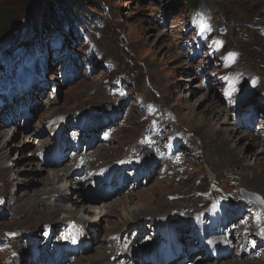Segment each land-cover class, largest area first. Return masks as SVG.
Wrapping results in <instances>:
<instances>
[{
  "label": "rangeland",
  "instance_id": "obj_1",
  "mask_svg": "<svg viewBox=\"0 0 264 264\" xmlns=\"http://www.w3.org/2000/svg\"><path fill=\"white\" fill-rule=\"evenodd\" d=\"M6 1L10 13L16 16L24 15L32 3V0H0V6ZM74 1L71 0V7L78 6L89 16L82 26L85 36L74 38L68 50L63 49L57 57L53 44L43 43L39 55L31 49L26 58L31 66L14 64L15 56L11 55L13 67L11 73H5L12 81V74L15 75V90L37 84L42 78H45V88L32 93L39 105L30 108L34 117L27 125L0 128L3 131L0 154L7 155L6 159L0 157V198H7L10 204L0 208L3 213L0 215V241L6 237V232H21L22 242L29 232L41 236L43 224L61 223L56 222L63 218L65 209L62 208L68 203L74 205V210L76 206L78 209L82 205L92 206L93 212L89 213L92 216L94 211H100L102 203L145 192L150 194L152 203L133 197L128 211L121 212L117 207L105 214L95 227L98 237L93 238L96 240L94 249L71 264H84L97 257L102 252V244L103 250L109 245L112 247L108 245L107 225L118 219L117 214L129 215L140 207L153 211L163 208L165 202L169 214L184 209L175 214L185 225L191 216L203 214L196 207L203 205L205 200L208 204L204 207H246L245 211L237 210L228 216L227 221L229 228L233 221L241 222L242 227L235 234L244 239L246 246L230 259L199 264H264V243H258L260 238L255 237L260 233L256 228L257 220L264 215L239 194V187H244L264 200V181H259L257 172L261 168L252 167L256 157L264 156V152L254 155L264 146V100L253 90L254 84L247 80L248 76L258 79L262 86L256 91L264 90V0H192L215 8L219 14L217 19L228 26L229 44L240 52V63L235 68L233 64L224 65L216 55L208 54L205 46L200 50L196 47L193 29H189L188 0H78L75 4ZM4 14L0 11V34L11 25ZM22 24V29H33L30 23ZM33 42L39 52L41 44ZM29 43L31 41L28 46ZM4 68L10 69L6 60L1 59L0 71ZM122 77L126 79L122 82L123 88L118 90L117 82ZM188 105L197 112L196 117L188 113ZM209 107L213 112L208 111ZM218 109H223L219 118ZM91 113L93 115H89ZM171 115L173 119L169 120ZM203 115L213 118L215 124L204 123ZM155 121L160 124L161 131L144 146L139 138L148 142L142 135L146 131V136L150 137L157 131ZM82 123V130H74L73 127ZM98 123L97 131L90 127ZM68 126L72 127L71 135L76 137L84 154L78 157L85 156V163L91 165L101 154V159L108 164L105 167H109L134 156L132 159L138 170L133 176L144 174L136 179L141 183L139 188L129 193L123 190L103 201L86 195L89 194L87 186L82 202H78L79 192L69 197L43 195L49 188L46 182L49 173L69 167L78 157L64 167L46 165L38 159V146L47 141L45 146L51 144L56 131ZM218 126L230 131L233 128L236 136L244 138L238 144L226 142L223 132L213 130ZM86 128L89 135L84 134ZM177 132L185 136L182 143ZM42 139L44 142L39 144ZM172 141L175 145L179 142L177 149ZM148 151L155 155L148 158ZM240 151H251L253 155L238 160ZM122 155L124 157H120ZM146 155L150 167H144L141 160V156ZM63 185L64 182L57 184ZM53 209L56 210L52 212ZM161 216L169 217L164 212ZM225 223L224 218L219 221L220 229ZM125 235L126 232L118 239ZM236 238L235 245L241 241ZM4 247L6 250L0 248V264L17 263L12 252ZM254 247L255 251L244 254V250ZM108 251H104L107 256ZM197 259L194 256L190 261Z\"/></svg>",
  "mask_w": 264,
  "mask_h": 264
},
{
  "label": "bare ground",
  "instance_id": "obj_2",
  "mask_svg": "<svg viewBox=\"0 0 264 264\" xmlns=\"http://www.w3.org/2000/svg\"><path fill=\"white\" fill-rule=\"evenodd\" d=\"M187 107L189 109V111H188L189 114L193 113V116L194 117H196L198 115L197 112H193L192 111L193 109L191 108L190 105H188ZM208 109H211V108L209 107ZM208 111L213 112V109L208 110ZM218 111L219 112H218L217 116L219 118L221 116L222 112H223V109H218ZM202 120L204 121V123L205 122L206 123H210V122L212 123V124L210 123L209 125L215 124V123L212 122L213 121V118H211L209 116H206V115H203ZM225 122H226V120L223 121L224 124H225ZM16 128H18V125L16 126ZM213 130H215V132H223L224 133V136L223 137H224V139H225L226 142L233 141V142H235V143L238 144L239 141L244 138V136H242V137L236 136L235 135L236 131L233 128L230 131V130H227L226 127L225 128H221V127L218 126V127L214 128ZM2 133H3V131H0V135ZM251 139L254 142L256 140L253 136H251ZM42 140L43 141L41 143H39V144H42L44 142V139H42ZM47 142L43 143L41 146H38V147L39 148L45 147V144ZM254 144H256V143H254ZM236 146H238V145H236ZM263 147H259L255 151L254 155H256V154L259 155V154L263 153L264 152V148ZM147 155H148V158H149V157H151V155H155V153H153V151H148ZM147 155H146V157L145 156H141V160L143 162V165H145V166H148L149 165V159L147 158ZM252 155L253 154H252L251 151L250 152H246V153L243 152V151H240L239 154H238V160L239 159L246 160L247 158H251ZM6 156H7L6 153H1L0 154V157H4L5 158ZM128 162H129V159L127 161H125V162L120 163V164H112L109 167H105L104 175L107 176V177L111 176L114 172H116V171H118L119 169L122 168V164H128ZM10 165H12V164H10ZM10 165H8L7 167H9ZM252 167H254V169H256V170H257V167H258V169H259V167L261 168V170H258L257 172H258V175L260 177L259 181H261V183H263V181H264V156H258V157H256V160H255V162H254V164H253ZM69 169H70V167H65V168H62L60 170H56L54 172H51V174L49 173L48 177L46 178V182L47 181L49 182L48 183V186H47L49 188L45 189L44 190L45 193H42V194L43 195H48V196L60 194L59 196L62 197L63 194H65V196H68L69 194L72 195V194H74L76 192H79V193L82 194V197H80L78 199V202L84 201L83 198H85V197H84L83 194L86 192V189H85V186H84V183L85 182L82 183L83 181L81 182V180H74L73 179V174L72 175H69L68 173H66ZM8 170H9V168H7V171ZM59 182H64L65 185H63V186H57V184ZM97 183H96V185H97ZM74 189H77L78 191H74ZM133 197H136L138 199V201H149L151 203L153 202V200L150 198V194L144 192L142 194H138L137 196H128L126 198H121V199H118V200L113 201V202H110V203H102V205H100L101 207L99 208L100 211L99 212H95L94 211V215L92 214V216L89 214V213L93 212V207L92 206L82 205L83 207H81V209H78V207L76 206V208L74 210V207H72L74 205H70L68 203L67 205H65L62 208V209H65V214L63 215V218L62 219L60 218L56 223L61 222L59 224H64V222L66 221L65 219L70 218L72 216H78V218H74V219H71L70 218L68 220L78 221V223H79L80 226L84 225V226L87 227V229L94 228L93 230H94V232H96L97 229H95V227L98 226L99 225V222H101L103 220V216L105 214H108V212H112L111 210H113V209H115L117 207L119 209H121V212H122V210L124 212L125 211H128V208H129L128 204H129L130 201H133L134 200ZM162 204H163V208H157V210L155 209L153 211L152 210H149L148 208L140 207L138 209L133 210L129 215H127V214H124L123 215L122 213L121 214H117L118 219L115 220V221H112V225H110L111 222L109 223V225H107V232L109 233L108 236L111 239L109 241L108 245L109 244H112V247L109 248L107 246L106 247V250H103L104 249V246L102 244L101 245L102 252H100V254H98L97 257H93L91 259H88L87 261L84 262V264H114V262L111 261L114 256H117V260H120L121 261V259L123 257V256H119L121 254V252L117 254V252H118L117 251L118 250V244H117L118 236L121 235V234H123L124 232H126V235H127V232L131 231V228L132 227H134L135 225H138L139 226L141 224H144L145 221H146V218L149 217V216H151L150 221H154L155 222V225H158L159 222H160L159 219L160 218H163V216H161L162 215V212H164V214H168V216H169L168 218L171 219V222L168 221V223H167V229L172 234V236L174 237V239H176L177 238V236H176L177 230H179V229H186V230L189 229V227L192 225V223L193 222H196L204 214L203 213V214L193 215V216H191L189 218V220H186L187 223L185 225H182V222H180L181 219L178 218L175 213L177 211H182L184 209H181V210H173L169 214L168 213V209H169L168 207L169 206L167 204H165V202L162 203ZM164 205H166V206L164 207ZM158 206H159V204H158ZM55 210L56 209H53L52 212H54ZM106 210H107V213H106ZM1 213H2V211H1ZM206 214H207V212H206ZM36 223L38 225V222H36ZM240 229H241V227H238L236 230L239 231ZM30 235L39 237L38 236V233H35V232L34 233H30ZM113 235H115V237L112 238ZM28 236H29V234L26 235V238H28ZM125 236H123V237H125ZM236 236L239 239H241V241L236 245L237 249H235V248L232 247V249L230 251L223 252V253H217V250L215 248H210L209 256L207 258H205L201 262H207V261L213 260L214 259V254H219L220 255L221 259H220L219 262H221L223 260L230 259L232 256L236 255L237 254L236 252H238L240 250V248H244L246 246V245H244L245 244L244 239H242L238 235H236ZM94 237L97 238V236H92L91 237L92 242L94 241L93 240ZM255 237L256 238H260V239H258V243H263L264 242V235L263 234L255 235ZM256 241H257V239H256ZM95 243H96V240L93 243L94 246H95ZM22 248H24V246L23 247L21 245L17 246V249H18L19 253H21V249ZM255 250H256L255 247H254V249H252L250 251H248V250L245 251L244 250V254L245 253H251V252H253ZM104 251L105 252L108 251V256H107V254ZM24 254H25V252L22 253V256L21 257H23ZM194 256H195L194 254L191 255V257H194ZM81 258H83V257H81ZM201 262H197V264H199ZM143 263L149 264L147 261H143Z\"/></svg>",
  "mask_w": 264,
  "mask_h": 264
},
{
  "label": "trees",
  "instance_id": "obj_3",
  "mask_svg": "<svg viewBox=\"0 0 264 264\" xmlns=\"http://www.w3.org/2000/svg\"><path fill=\"white\" fill-rule=\"evenodd\" d=\"M77 1L78 0H75L73 3H78ZM31 2L29 10H27L24 15L20 16L13 15V12L10 13V5L7 1L1 5L2 7L0 6V11L5 13V20L11 23L10 27L0 34L1 42L10 38L13 31L22 29L20 25L22 23L24 24V22L31 23L32 27L35 29H38V26L42 25L46 30H50L53 26L61 27L65 24L80 22V14L82 11L80 8H77L78 6L72 8L70 5L71 0H32ZM187 2H190L188 8H193L197 11L196 15L198 16L205 17L210 14L213 16V14L218 13L215 8L204 3L202 5L200 1L193 2L192 0H188ZM219 24H221V22ZM260 56H262V53H260Z\"/></svg>",
  "mask_w": 264,
  "mask_h": 264
},
{
  "label": "water",
  "instance_id": "obj_4",
  "mask_svg": "<svg viewBox=\"0 0 264 264\" xmlns=\"http://www.w3.org/2000/svg\"><path fill=\"white\" fill-rule=\"evenodd\" d=\"M15 31H16V30H15ZM15 31H13V33H14ZM13 33H12V34H13ZM243 194H245L246 196H248V194H246V193H243ZM256 201H257V200H256Z\"/></svg>",
  "mask_w": 264,
  "mask_h": 264
}]
</instances>
